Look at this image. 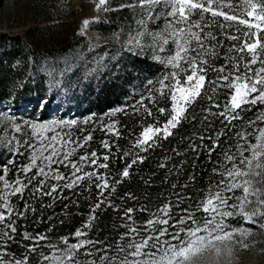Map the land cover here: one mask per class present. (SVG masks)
I'll return each mask as SVG.
<instances>
[{
    "label": "trees",
    "instance_id": "16d2710c",
    "mask_svg": "<svg viewBox=\"0 0 264 264\" xmlns=\"http://www.w3.org/2000/svg\"><path fill=\"white\" fill-rule=\"evenodd\" d=\"M130 3L133 0H110L102 19L94 22L90 28L95 36H89L79 32L75 25L73 16L76 9L72 1L25 0L27 9L42 24L27 30L26 35L0 34V109H9L15 116L14 122L22 128L21 133L12 131V135L22 142L27 141L33 130L25 121L37 120L42 116L43 119L51 117L59 98L55 81L63 70L67 74V83L74 86L71 100L76 103V109L70 113L63 110L60 117L67 121L75 120L76 124L57 127L61 128L60 135L70 133L72 138L80 140L90 133L92 140L86 148L89 152L96 151L98 155L107 153L102 148V142L118 145L112 149L108 161H100L108 164L107 169L98 171L109 179L111 185V189L104 191V197H101L100 190L92 182H82L80 186L58 190L53 196L25 189L22 196L18 194L10 197L8 202L17 211L25 212V215L11 217L15 220L16 232L11 234L12 240L0 247V259L4 264L24 261L25 257L28 258L25 264H67V258L60 251L63 248L62 238L68 237L69 243H77V230L86 233V237L79 238L81 240L103 241L113 246L123 244L120 237L127 231V225L132 224V221L124 218L126 209H137L132 213L135 221L133 227L143 225L150 218L151 212L169 201H175L176 193L184 196L180 207H194L197 201L207 196L210 186L221 178L218 173L222 170L223 153L228 151L231 154L238 145L245 143L237 138L236 132H250L255 127L264 128V121H257L252 127L247 125V121L256 120L264 113V104L246 105V109L251 110L241 113L242 121H233L236 127L227 136H221V147L213 153L210 161L203 151L197 156L188 148L187 138L201 125L191 120L182 121L175 129H171L172 135L167 138L161 136L148 151L140 152L143 162L133 164L129 176L123 177L124 168L131 163L130 158H121L123 153L139 151L131 146L137 138H142L141 133L148 125L161 127L166 123L168 117L156 111L157 108H171V104L163 98H160L159 104L148 100L149 88H159L157 81L170 69L155 59L150 41L145 40L144 44L149 46L144 50L126 44V35L137 32L138 21L142 18L139 9L121 7ZM224 62L221 57L217 65ZM84 73L88 75L82 81ZM149 81L153 85H149ZM225 99L224 92H221L218 100L223 102ZM141 103L151 108L152 116H148L142 108L138 110ZM207 103L204 101L195 105L196 112L199 113L200 107L207 106ZM112 112L115 115H110ZM113 123L119 133L118 137L105 128V125ZM214 127L219 130L221 126L218 121ZM255 135L258 132L248 138L249 144L256 143ZM33 140L35 142V137ZM13 151L11 146L0 144V168L7 166L6 179L9 182L22 178L17 169L29 163L31 155L30 151L23 148V155H12ZM84 152V149H77L71 159H77ZM13 160L15 166L11 164ZM162 164L164 167L160 166ZM85 170L94 169L85 166ZM32 171L34 173L36 170ZM60 171L70 173V169L63 166ZM193 176L195 179H191ZM113 180L120 182L113 184ZM256 187L264 190V184ZM128 194L135 199H129ZM236 195L242 193L238 190ZM102 199L104 202L95 208ZM251 199L254 201V197ZM25 203L28 208H25ZM255 207L254 202L248 203L244 205L243 211L250 212ZM144 208L149 211H139ZM173 211L178 212L179 208H173ZM196 214L201 218L204 216L202 210ZM92 216L95 219L90 221ZM226 223L231 228L243 226L250 230L245 236H234L235 255L240 259L252 258L257 264H264V227H261L264 219L257 217L255 223H245L243 217L236 216L229 217ZM85 225L88 227L85 228ZM3 230L0 228V231ZM25 234L31 237L43 235L47 239L38 242L35 252H29V247L37 241L27 239ZM85 251L87 247L80 250V260L96 259V256L83 255ZM109 254L115 253L109 250ZM44 256H48L49 261H45Z\"/></svg>",
    "mask_w": 264,
    "mask_h": 264
},
{
    "label": "snow or ice",
    "instance_id": "6c2138e0",
    "mask_svg": "<svg viewBox=\"0 0 264 264\" xmlns=\"http://www.w3.org/2000/svg\"><path fill=\"white\" fill-rule=\"evenodd\" d=\"M105 3L106 0H99L98 7ZM121 7L139 9L142 17L138 21L136 35L129 39L131 47L144 50L149 45L143 41L148 40L154 52H165L167 49L168 55H157L155 59L170 71L157 81L159 88H149L148 100L159 104L160 98H163L171 104V108L156 109L168 119L161 127L148 125L144 128L142 138H137L131 146L139 151L123 153L121 158H130L131 163L124 168L122 176L128 177L132 165L143 162L140 152L148 151L161 136L167 138L172 135L170 129H175L182 121L191 120L201 125L187 138L188 148L197 156L203 151L211 161L213 153L221 147V136H227L236 127L233 121L243 120L241 113L251 110L245 106L264 104V0H259V8L252 0H133V3ZM161 19L165 26L159 31L150 30V22ZM88 23L84 21L85 27ZM225 41L230 43L226 44ZM221 49L224 51L221 52ZM221 57L225 62L217 65ZM256 65L259 66L254 67ZM148 83L153 85L152 81ZM221 92L226 96L223 102L218 100ZM204 101L208 102L207 106L200 107L197 113L194 106ZM140 108L148 116L153 115L149 106L141 103L138 110ZM110 115H115V112ZM217 121L221 126L219 130L214 127ZM257 121H264V113L256 120L247 121V125L252 127ZM25 124L33 130L29 139L22 142L13 135L8 141L14 149L12 155H23L21 148L31 152L29 163L17 169L22 178L9 182L6 179L7 166L0 168V184L3 185L0 189V228L5 229L0 231V247L12 240L11 234L16 232L15 220L11 217L25 215V212L14 209L8 201L18 194L22 196L25 189L53 196L58 190L71 189L80 186L82 182H92L100 190L101 197H104L105 190L111 189L109 179L98 170L108 168L107 163L100 161H108L112 149L118 145L102 142V148L107 153L98 155L96 151L89 152L86 148L92 140L90 133L76 140L70 133L60 136L48 125L27 121ZM72 124H76V121L61 122L58 127ZM105 128L119 136L114 123L105 125ZM14 131L21 133V125L15 124ZM45 131L54 134L45 137ZM257 132L256 143L249 144L248 138ZM236 136L245 143L238 145L231 154L228 151L223 153L222 170L218 173L221 178L210 186L207 196L197 201L194 207H180L184 196L176 193L175 201L158 207L143 225L136 227L132 226L135 223L132 213L137 209L128 208L124 218L132 221V224L127 225V231L120 237L124 243L115 246L103 241L81 240L79 238L86 237V233L77 230V243H69L68 237L62 238L63 248L60 251L67 258V264H97V261L99 264H188L190 256L213 241L230 240L237 234L245 236L250 230L243 226L231 228L226 220L240 216L245 223H255L257 217L264 219V190L256 187L264 184V128L255 127L250 132L241 130L236 132ZM77 149H84V155L71 159ZM15 163L11 161L13 166ZM61 166L70 169V173L61 172ZM85 166L94 170L86 171ZM160 166L164 167L163 164ZM33 169L36 170L34 173ZM119 182L112 181L113 184ZM238 190L242 195H236ZM253 197L254 201L251 199ZM128 198L135 199L131 194H128ZM103 202L102 199L95 208H99ZM253 202L256 207L250 212H244V205ZM28 207L25 203V208ZM173 208H179V211H173ZM201 210L203 218L196 214ZM139 211L149 210L144 208ZM89 219L94 220L95 216ZM25 235L27 239L37 241L29 247V252H35L38 242L47 239L43 235ZM243 246L247 247L246 244ZM86 247L87 251L83 255L96 256V259L82 261L78 258L80 250ZM109 250L115 254L110 255ZM27 259L25 257L24 261H14V264H25ZM43 259L49 261L50 258L44 256ZM0 264H4L2 259Z\"/></svg>",
    "mask_w": 264,
    "mask_h": 264
},
{
    "label": "rangeland",
    "instance_id": "374dc122",
    "mask_svg": "<svg viewBox=\"0 0 264 264\" xmlns=\"http://www.w3.org/2000/svg\"><path fill=\"white\" fill-rule=\"evenodd\" d=\"M74 4V8L76 9V13L73 16L75 19V25L79 32L82 34H88L89 36H95L94 32L91 31V26L94 22H98L102 19L104 13L108 10L110 5V0H106L104 6L99 5V0H70ZM253 3H257V0H252ZM67 5V3H65ZM259 8V5H258ZM257 8V11H258ZM107 9V10H105ZM89 21L88 25L85 27L84 21ZM42 24V21L27 9L25 5V0H0V34L7 35H26L27 30L30 28H36ZM165 26L164 20L161 19L159 21H155L150 25V30L159 31ZM130 32V31H129ZM136 33H131L130 35H126L125 41L126 44L129 45L130 37L135 36ZM106 39V38H105ZM145 43V40L143 41ZM130 46V45H129ZM151 46V45H150ZM152 49V47H150ZM167 49L165 52H154V57L159 55L164 57L168 55ZM70 67V66H69ZM69 69V68H68ZM57 70V69H56ZM88 73H84L82 76V81H85V76ZM67 74L66 71H60L58 74V78H56L57 82V95L58 101L52 110L51 117L48 119H43L39 117V119H31L30 123L35 124H44L53 128L55 132L60 134V129L57 128L61 122H66L67 119H61V111H66L70 113L73 109H76V103H72L71 97L74 91V86H71V83L67 82ZM14 118V119H13ZM30 119V118H27ZM15 116L9 109L1 110L0 109V129H3L0 132V144L4 146H10L8 141L12 138V131H14V125L17 124L14 122ZM171 131V129H170ZM49 134V136L53 135V132L45 131L43 135ZM65 136V134L60 135ZM236 243L235 237L232 239H225L223 241H213L209 245L204 246L200 251H197L195 255L190 256L188 264H257L255 259H240L235 255V247Z\"/></svg>",
    "mask_w": 264,
    "mask_h": 264
}]
</instances>
